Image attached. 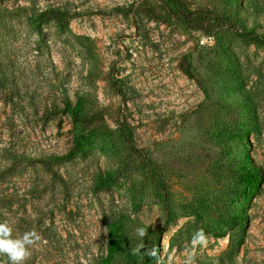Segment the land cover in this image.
Masks as SVG:
<instances>
[{"label":"rangeland","instance_id":"374dc122","mask_svg":"<svg viewBox=\"0 0 264 264\" xmlns=\"http://www.w3.org/2000/svg\"><path fill=\"white\" fill-rule=\"evenodd\" d=\"M169 5L264 32V0ZM48 7L68 29L30 19ZM169 11L158 0H0V223L39 236L25 264H264V46L187 30ZM67 99L83 104L82 123ZM124 120L160 166L167 207L147 169L127 165ZM247 162L261 171L255 195L239 182ZM235 217L244 242L231 256ZM114 220L122 242L110 254Z\"/></svg>","mask_w":264,"mask_h":264},{"label":"trees","instance_id":"16d2710c","mask_svg":"<svg viewBox=\"0 0 264 264\" xmlns=\"http://www.w3.org/2000/svg\"><path fill=\"white\" fill-rule=\"evenodd\" d=\"M163 4L169 12L180 20L183 27L187 30H199L205 33L211 34L213 27H221L230 31L242 32L247 38L252 42L264 46V32H259L255 29H247L242 22L238 19L233 18L230 15L219 14L215 11L208 9H199V10H186L178 8L173 10L170 7L171 0H158ZM33 22L39 24L40 26L55 22L66 29L69 27V20L66 13L57 7H48L44 10H41L34 16L30 18ZM115 88L120 92L119 85L114 82ZM64 105L63 110L72 117V119L77 123H82L83 121V104L77 102L73 104L70 100H64L62 102ZM117 133L120 140L127 148L128 153V167L131 170H137L140 168H146L150 177V180L155 186V189L161 192L164 196L165 206L167 207V198L169 195V189L167 183L162 175L160 166L150 157V153L137 146L134 142V133L131 124L124 120L121 125L117 128ZM92 133L89 135L81 134L75 140L74 152L80 153L83 149L84 144L89 141ZM75 153H70L66 155L65 158H71ZM112 179V176L107 177ZM239 182L244 187V191L248 195H255L261 188V171L251 162H247L243 173L239 176ZM241 218L235 217L228 224L230 225V245H229V254L231 256L235 255L241 248V245L244 242V236L242 233V224ZM122 221L114 220L109 225L108 230V247L110 254H113L118 250V245L121 240V231H122ZM146 228V227H144Z\"/></svg>","mask_w":264,"mask_h":264},{"label":"clouds","instance_id":"9594fccd","mask_svg":"<svg viewBox=\"0 0 264 264\" xmlns=\"http://www.w3.org/2000/svg\"><path fill=\"white\" fill-rule=\"evenodd\" d=\"M12 232L13 229L7 222L0 223V254L7 256L9 264H25L31 255L30 246L39 239V236L35 232H26L22 237L13 238ZM137 234L144 237L146 231L140 228ZM197 237L202 238V233H197Z\"/></svg>","mask_w":264,"mask_h":264}]
</instances>
